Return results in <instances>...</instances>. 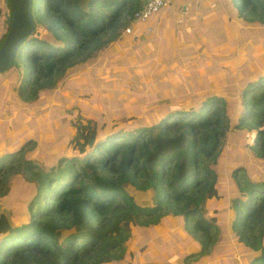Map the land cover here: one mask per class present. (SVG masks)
<instances>
[{"label":"trees","instance_id":"16d2710c","mask_svg":"<svg viewBox=\"0 0 264 264\" xmlns=\"http://www.w3.org/2000/svg\"><path fill=\"white\" fill-rule=\"evenodd\" d=\"M221 2L225 10L214 17L219 23L213 26L209 21L195 22L187 5L176 15L166 14L170 31L165 37L161 30L160 35L155 29L146 30L155 27V18L137 22L121 36L142 0H33V32L7 70L13 71L15 82L0 101L4 117L9 116L4 103L11 92L16 102L29 108L41 106L69 69L90 68L96 54L109 53L110 44L116 42L127 54V63L122 62L127 65L126 77L134 74L139 81L141 75L151 77L150 98L165 100L166 106L151 103L146 109L149 118L144 115L145 120L131 127L120 124L105 135H100L102 125L95 118L74 123L73 136L56 132L49 122L39 126L28 120L27 128L36 126L33 133L24 134L21 142L14 137L10 143L4 141L0 198L15 177L33 188L34 194L24 202L23 212L12 217L11 227L0 234V264L117 263L126 254L135 225L157 224L168 215L182 218L177 230L190 246L177 264H201L203 257L211 263L217 257L213 251L220 244L221 230L226 228L233 243L226 255L238 249L241 264H264V179L249 174L243 164L222 165L221 149L232 122L236 128L256 130L251 148L264 159V129L259 128L264 123V0ZM9 23L4 0L0 2V46ZM140 30L145 41L152 42L149 51L132 44ZM209 30L214 36H207ZM236 35L240 39L235 45ZM202 37L208 39L206 45ZM209 42L211 48H204ZM197 50L214 59L208 71L180 72L182 62ZM256 56L261 57V69ZM236 81L240 97L232 101ZM3 87L4 82L0 99ZM44 147L50 162L40 168L36 155H43ZM219 161L215 172L210 164ZM226 170L235 188L230 190L229 209L219 219L205 202L220 197L218 185ZM128 186L152 190L153 205L136 204ZM62 231L70 233L59 242Z\"/></svg>","mask_w":264,"mask_h":264},{"label":"rangeland","instance_id":"374dc122","mask_svg":"<svg viewBox=\"0 0 264 264\" xmlns=\"http://www.w3.org/2000/svg\"><path fill=\"white\" fill-rule=\"evenodd\" d=\"M0 2L2 3L4 0H0ZM216 8H218V5ZM220 10H222V12L225 10L222 2ZM158 15L159 18H157L156 21L153 18L150 20H154L153 24H155V27L152 25L146 26V30L152 32L155 29V32L159 35L161 30L162 35L167 37L170 27L168 23L164 21L163 14L159 13ZM215 23L218 24L219 21L217 19L210 21L211 26ZM221 23L222 22H220V24ZM259 26L260 25H258V27ZM2 27H6V24ZM124 29L125 28L121 31V36L124 35ZM211 30L207 32L208 37L214 36L211 34ZM135 34L136 39L133 40L132 44L138 45L139 48L149 51L152 42L149 40L145 41L146 38L143 35L145 32L140 30ZM202 39L206 45L208 39H204V37H202ZM234 39V44L236 45L240 37L236 35ZM116 44H119V42L110 44L109 53L103 51L96 54V61L90 67L91 70L88 66H76L69 69L61 79L57 80L53 88V95L41 106L29 108L24 103H21L20 100L16 102V98L11 92L9 102L4 103L5 106H7L9 116L4 117L6 110H0V147L3 145L4 141L6 144L12 142V137L21 142L24 134L33 133L36 126L29 124L30 127L27 128L26 122L28 120L32 122L36 121L39 126L49 122L56 132L73 136L76 132L74 123L80 122L81 124H85L86 119L95 118V120L102 125L100 135H105L120 124L131 127L134 122L145 120L146 117L149 118L150 113L146 109L151 103L154 107L163 108L166 106L165 100L157 99L153 101L150 98L148 89L153 85L151 77L141 75V81L135 80L134 74L126 77L123 68L127 65L123 63H127L124 62L127 58V54L124 49H119ZM162 45L163 43L161 39H159L158 48L161 47L162 49ZM204 48L210 49V42L209 45L204 46ZM219 52L220 51L217 53ZM132 53H134V49ZM205 54V52L202 53L197 50L195 56H188L187 61L185 60L182 62L183 68L180 72H187V74L200 72V70L207 72L208 64L212 63L214 59L207 57ZM166 55H168V48H166ZM98 59L100 63L96 64ZM255 60L257 61L258 68L261 69V57L256 56ZM109 62H112L114 66H109ZM116 63L119 64L117 65ZM115 69H120L121 71L116 72ZM237 71L238 69H236V72ZM254 71L257 70L254 69ZM138 72L137 70V73ZM13 78H15L13 71H6L0 74V87H2L3 82L5 83V88L3 87L5 89L2 96L3 99L1 97L0 101L5 100V93L11 84L15 82ZM9 83L10 85L7 88L6 85ZM236 83L237 81L235 82L236 93L231 96L232 101H237L240 97L241 88L240 86L237 87ZM209 84H211V81ZM226 89L227 87L225 90ZM14 90L16 91L15 87ZM122 95L126 97L124 100L120 99ZM117 96H119V99H117ZM144 115H146V117ZM247 128L248 127H244L243 129L236 128L232 122L230 123L229 131L221 146L224 156L222 165L224 163L230 166L243 164L246 166L249 174L255 176L257 179H264V159L258 158L251 148L255 143L254 138L256 130ZM259 128L264 129V123ZM19 133H22V135ZM47 153L44 147L42 154L45 156L36 155L38 158L37 161H39V159L41 160V164H38L40 168H45L46 164L50 162ZM212 163L210 167L217 172L220 161L219 164ZM222 169L224 170L223 167ZM234 188V180L229 176L226 170L225 175H223V180L218 185L220 197L216 199L210 198L205 202L207 208L210 210L215 209L217 218L220 219L221 214L229 209L230 190ZM127 190L129 194L133 196L136 204L147 207L153 205L152 190L148 189L142 192L131 186H128ZM4 193L5 194L2 195L3 197L0 198V234L5 233L11 227L12 217L14 219L15 215L23 212L24 202L29 196L34 194V189L30 186L28 187L21 178L18 179L15 177L6 184ZM17 217L18 216H16V218ZM170 220L171 222H169ZM228 222V219H226V224H228ZM180 224H183V220L180 216L168 215L167 219H162L157 224H150L149 226L135 225L133 228L134 234L131 235L129 239V246L124 258L112 264H143L153 263L155 260H157V262L160 260L158 264H164L166 262L177 264L178 260H181L188 248H190V246L184 242V237L180 235L181 231L180 234L178 233L177 228ZM226 232L227 228L221 230V236H219L220 244L213 251L217 257L209 264H221L220 262L222 260L223 264H241V253H239L238 249L232 254L226 255V252L230 250L233 245L231 236ZM69 233L70 231H62L58 237L59 242H62L63 238ZM184 235L186 236L188 234L184 232ZM222 253L225 255L219 256ZM200 262L201 264H207V258H201Z\"/></svg>","mask_w":264,"mask_h":264},{"label":"water","instance_id":"95a60500","mask_svg":"<svg viewBox=\"0 0 264 264\" xmlns=\"http://www.w3.org/2000/svg\"><path fill=\"white\" fill-rule=\"evenodd\" d=\"M7 2L10 10V23L0 46V74L9 69L17 49L34 29L33 0H7Z\"/></svg>","mask_w":264,"mask_h":264},{"label":"crops","instance_id":"0c3cea01","mask_svg":"<svg viewBox=\"0 0 264 264\" xmlns=\"http://www.w3.org/2000/svg\"><path fill=\"white\" fill-rule=\"evenodd\" d=\"M2 3L4 4V2ZM186 5L191 8L190 14L194 16L195 22H198L199 20L205 22L213 21L214 17H217L220 11H222L220 10L221 0H175L172 5L162 9L160 12L157 13V15H153L149 19L151 20L152 18H159V13H162L163 16L169 13L176 15L181 10H186ZM217 5L218 8H216ZM202 26L203 25H201L200 27ZM187 30L189 31L190 28L187 27Z\"/></svg>","mask_w":264,"mask_h":264},{"label":"built area","instance_id":"2783aa9c","mask_svg":"<svg viewBox=\"0 0 264 264\" xmlns=\"http://www.w3.org/2000/svg\"><path fill=\"white\" fill-rule=\"evenodd\" d=\"M174 1L175 0H144L141 7L134 12L133 20L125 27L124 33H130L137 22H147L149 18L162 9L172 5Z\"/></svg>","mask_w":264,"mask_h":264}]
</instances>
